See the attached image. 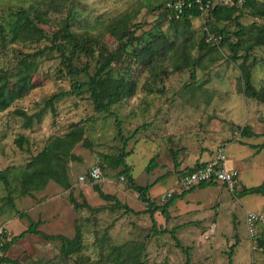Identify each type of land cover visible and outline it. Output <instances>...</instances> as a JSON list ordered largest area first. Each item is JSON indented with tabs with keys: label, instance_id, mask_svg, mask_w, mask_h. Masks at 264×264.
Returning a JSON list of instances; mask_svg holds the SVG:
<instances>
[{
	"label": "rangeland",
	"instance_id": "1",
	"mask_svg": "<svg viewBox=\"0 0 264 264\" xmlns=\"http://www.w3.org/2000/svg\"><path fill=\"white\" fill-rule=\"evenodd\" d=\"M167 1L55 0L50 3L49 0H0L1 14H12L32 6L46 11L47 15L39 25L47 35L58 30L63 20L71 17L75 31L100 35L103 49L107 51L116 49L119 44L109 27L122 18L127 19L125 28H134L136 34L142 36L155 32L161 24L172 43L165 55H159L161 59L156 71L144 66L134 70V95L113 105L115 115L97 111L87 89L77 95L55 99L51 106L48 105L52 96L70 90L74 81L88 80L85 73L66 74L60 64L59 52L48 49L51 45L49 40L17 43L14 44L15 51H0V69H5L3 66L12 68L19 51L47 50L33 76L34 87L30 93L8 110L0 112V169L15 168L18 171L25 168L31 156L38 154L52 138L65 135L75 124L85 128L84 140L78 142L68 155L71 188L66 189L51 180L45 188L23 195L20 180L10 177L13 191L0 185V224L7 230L9 238L26 230L31 219H42L40 229L46 233L64 234L69 238H73L81 227L87 254L86 257L76 255L75 259L64 258L60 252V241H47L42 236L27 234L12 244L3 256L20 264H100L101 256L95 240L108 231L117 244L145 242L146 264H179L186 260V254L176 247L173 238L164 235L154 237L150 214L137 215L125 213L124 209H113L115 202L101 198L93 189V185L98 183L104 192L115 195L128 206L143 207L139 194L122 175H118L121 167L109 168L104 160V155H118L122 151L124 143L118 134L121 127L126 137L133 136L127 146V162L132 167V174L141 185L156 182L150 195L158 204L164 203L161 201L163 194L178 188L176 183L180 172L174 171L172 150L180 152L182 161L190 167L197 159L215 156L217 145L224 147L228 167L239 171V189L235 193L236 188L224 187L215 206L199 213L205 215L208 229L216 219L215 234L207 245H200L201 232H197L193 224H187L182 230L184 232L188 227L187 230L193 232L191 241L183 240L182 243L192 247L191 257L197 264H230L229 252L233 245L232 264H264V253L259 250L256 237H251L246 224L247 211L264 214V195L241 193L244 187L264 184V147L237 143L249 138L243 136L240 129L245 125L261 134L251 139V143H264V103L245 95L239 65L241 60L232 61L226 45H220L217 52H211L203 67L192 65L200 54L197 46L207 15L196 20L194 27L180 26L176 31L159 8ZM217 1L231 3L233 0ZM256 20L264 23L263 18L249 14L242 19L247 28H251ZM226 26L235 29L232 23ZM118 29L123 30L122 26ZM99 48L96 46V54ZM185 48L188 56L176 55ZM254 56L257 63L253 65ZM86 62L91 63V71L94 72L93 57L88 59L82 54L80 60L75 61L79 67ZM249 67L253 83L258 88L263 86L264 48L254 49ZM112 71V77L122 76L114 68ZM192 72L195 73L194 78L191 77ZM18 110L34 115L31 126L26 125V117L17 113ZM23 138L20 147L17 140ZM183 145L186 146L184 150ZM203 145L210 147L212 152H200V148L205 149ZM152 158H156V166L149 170ZM100 162H104L103 177L92 180L86 174L93 167L100 166ZM71 192L81 204L87 202L92 209L84 206L77 209L70 199ZM22 212L25 216H21ZM184 217L178 222L197 218L194 214ZM208 254L212 256L206 258Z\"/></svg>",
	"mask_w": 264,
	"mask_h": 264
},
{
	"label": "trees",
	"instance_id": "2",
	"mask_svg": "<svg viewBox=\"0 0 264 264\" xmlns=\"http://www.w3.org/2000/svg\"><path fill=\"white\" fill-rule=\"evenodd\" d=\"M49 1L50 3H54L55 0ZM165 3L164 5H159V8L162 9L167 22L171 23L176 31H179L180 26L194 27L193 25L196 20H199L203 15H207L204 22L205 29L197 46L200 54L194 59L192 65L203 67L205 58L211 52H217L220 45H226L230 50L232 61L238 62V60H241L239 65L245 95L264 103V85L258 88L253 83L249 67V61L254 49L264 48V23H259L256 20L253 22L254 27L247 28L246 24L242 21L247 14L254 18L264 19V0H233L231 3H221L216 0L213 7L206 14H203L198 7L187 8L178 19L169 17ZM33 13L35 14L33 15ZM45 15H47V12L39 10L38 6H32L31 9L21 8L12 14H1L0 10V51L8 53L10 50H14V44H30L47 39L51 42L48 49L51 52L57 51L61 55L60 64L65 68L66 74L75 76L85 73L88 76V80L83 82L74 81L70 90L52 96L48 100V105L50 106L54 103L55 99L68 95H77L87 89L90 92V97L97 111L115 115L112 111L113 105L128 96L134 95V87H136L135 78L133 77L134 70L144 66L149 70L156 71L161 59L159 55H165V52H168V47H172L169 35L163 32L161 24L156 28L155 32L142 36L137 35L134 28H125L127 19L122 18L109 27L111 33L117 37L119 44L116 49L107 51L103 49L100 35L75 31L71 17L63 20L58 30L47 35L44 28L39 25V23L44 21ZM228 23H232L235 29L231 30L228 28L226 26ZM120 26H122V31L118 29ZM210 33L221 35V40L218 43L208 42L206 38ZM12 45L13 48L11 49L10 46ZM96 46L101 47L98 54H96V50H98ZM46 51L45 48L34 52L19 51L15 55L12 68L3 66L5 69H0V112L8 110L16 101L30 93L34 87L33 76L38 71L41 59L46 54ZM82 54H85L88 59L91 57L95 59L94 72L91 71L92 65L90 62H86L83 67H79L75 63V61L80 60ZM176 55L188 56L189 54L185 48V50L178 52V54L176 52ZM254 60L252 64L257 63ZM113 68L117 73L122 74V76L117 78L112 77ZM191 77H195L194 72H192ZM17 113L26 117L25 123L27 126L32 125L34 120L33 114L29 115L22 110H18ZM117 124L118 126L120 124L118 117ZM147 125L145 124V126ZM141 128L142 126L137 128L135 133ZM240 129L243 136L252 137L260 135L248 125L242 126ZM84 134V126L75 124L65 135L52 138L38 154L32 155L25 168H19L18 171L15 168L0 169V185L3 184L11 192L13 188L10 187V177L20 180L21 193L23 195L31 194L33 190L45 188L51 180L56 181L66 189L71 188L68 155L78 142L84 140ZM118 134L124 143L122 151L118 155H104L105 163L109 165V168L117 169L121 167L119 172H117L118 175H122L121 177L129 182L130 187L139 194L140 199L146 204L147 208L144 212L135 211L127 204L121 202L115 195L104 192L98 183L93 185V189L101 198L113 200L115 202L112 205L113 209H124L125 213L131 212L137 215L141 213L150 214L153 220L152 226L155 230L154 237L162 235L170 236L175 241L176 247L186 254V260L179 264H197L191 257L190 250L192 247L183 245L178 238L177 228H158L154 214L157 211H161L166 219H170V211L175 207L178 199L184 198L188 193L193 192L199 187L203 188L215 185L216 182H203L187 189H176L163 204H158L155 198H152L150 195V190L156 182L147 185L139 184L132 174L131 165L127 162V156L129 155L127 146L133 136L126 137L121 127ZM23 141L24 138L17 140L20 147H22ZM261 145L264 147V143L251 146L258 148ZM178 154V151L172 150V157L176 168L180 166ZM99 164L103 170L104 162H100ZM205 164L206 162L197 161L192 166L179 170V176L194 172ZM155 166L156 158H152L148 169L151 170ZM86 175L88 176L89 173ZM241 193H259L264 195V184L244 187ZM9 199L11 200L12 198ZM70 199L77 209L83 206L91 208L87 202L81 204L72 192L70 193ZM21 216H25L24 212L21 213ZM42 223V219H31L30 225L26 230L7 240L2 249L3 254L19 238H23L27 234H34L42 236L47 241H60V252L64 258L75 259L76 255L77 257L81 255L86 257L84 232L81 227L77 229L76 235L73 238H69L64 234L46 233L40 229ZM256 242L258 243L259 250L264 253V228L258 230ZM95 245L101 256L99 259L100 264L147 263L145 242L127 241L117 244L113 242L111 234L106 231L101 236H97ZM231 249L229 252L230 264H232V257L234 255V245ZM3 254H0V263L20 264L16 260L3 256Z\"/></svg>",
	"mask_w": 264,
	"mask_h": 264
},
{
	"label": "built area",
	"instance_id": "3",
	"mask_svg": "<svg viewBox=\"0 0 264 264\" xmlns=\"http://www.w3.org/2000/svg\"><path fill=\"white\" fill-rule=\"evenodd\" d=\"M216 0H169L165 6L169 12L170 18H180L187 8L198 7L199 10L206 14L213 7ZM221 35L214 33L208 34L206 40L211 43H218ZM239 171L230 169L227 165V154L224 147H219L214 158L194 172L186 173L179 176L176 186L177 189H187L196 184L203 182H218L226 184L230 189H234L238 183ZM92 180H100L103 177L100 166L93 167L89 172ZM84 179V177H81ZM176 189H171L161 196V201L167 200ZM246 224L251 237H256L259 229L264 228V214L248 211L246 215ZM10 239L7 230L0 224V254H3L7 240Z\"/></svg>",
	"mask_w": 264,
	"mask_h": 264
},
{
	"label": "crops",
	"instance_id": "4",
	"mask_svg": "<svg viewBox=\"0 0 264 264\" xmlns=\"http://www.w3.org/2000/svg\"><path fill=\"white\" fill-rule=\"evenodd\" d=\"M255 137H258V136H252V137L245 139L242 142H237V143L247 144L249 146L255 145V144L251 143V141H250L251 139H253ZM217 146L219 148V145H217ZM181 147H182V150H184V148L186 146L183 145ZM202 147L205 149L201 150V148H200V152H202V153L206 152V151L212 152V149H210V147H206L205 145H203ZM251 147H253V146H251ZM213 158H214V155H212L211 158L205 159V160L197 159L194 162V164L197 161L208 162V161L212 160ZM178 162L180 163V166L178 168L175 167V163L173 165L174 171L176 169L177 172H179V170H181V169H184V167H186V165H187V164H184V162L182 161L180 152L178 154ZM160 167H162V166H160ZM167 171H168V173L170 172L169 170H167ZM224 187H227L229 189V187L226 184L216 182L215 185H210V186L203 187V188L199 187L196 190H194L193 192L188 193L184 198L177 200V202L175 203V207L173 209H171V211H170L171 212V216H170L171 218L170 219H166L162 215L161 211H157L154 214V219L156 220L157 227L160 229L161 228L172 229V228L176 227L177 228V236L181 240V242H183V240L184 241L185 240L191 241L193 232L188 231L187 230L188 227L184 230V232H182V230L185 228V226L187 224H190V225L193 224L197 228L196 231L201 232L200 233L201 236L199 237L198 242L200 243V245H203V246L207 245L208 241H210L212 236L215 234V233H213V229L215 228L214 222L216 221V219H214L212 221L211 226H210L211 229H208L207 225L205 224L206 218L203 217L205 215H200L199 213L206 210V209H209V208H212L213 206H215L216 202H218V200H219V196H221L222 189ZM238 189H239V187H238V183H237L236 190H234V192L236 193L238 191ZM219 192H220V194H219ZM142 205H143V207H141L140 209H136L133 206H131V208L134 209L135 211H143L144 212L147 207L145 204H142ZM190 214H194V216L197 218H195L193 221L188 220V222H184V223L178 222V221H181V219L184 217V215L187 216ZM184 219H185V217L183 218V220ZM197 238L198 237H196V239ZM193 240L194 239H192V241ZM210 256H212V254H208L206 256V258L210 257Z\"/></svg>",
	"mask_w": 264,
	"mask_h": 264
}]
</instances>
